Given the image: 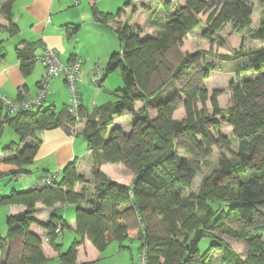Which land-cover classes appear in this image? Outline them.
<instances>
[{
    "label": "trees",
    "instance_id": "obj_1",
    "mask_svg": "<svg viewBox=\"0 0 264 264\" xmlns=\"http://www.w3.org/2000/svg\"><path fill=\"white\" fill-rule=\"evenodd\" d=\"M134 1L128 0L126 5L136 12L138 7ZM203 1L177 0V14L165 23V32L157 37L141 38L140 33H135L134 27L129 25L125 29L119 28L124 41L121 51L124 56L121 58L120 52L115 53L109 62V70L121 68L125 84L116 94L117 99L113 104L101 106L93 114H84L81 110L79 120L68 110L59 113L50 107L31 112L22 108L10 114L2 105L4 116L0 115V138L4 133V124L8 122L21 139H26L29 132L37 128L75 125L84 116L87 118L85 137L88 148L102 151L95 170L96 194L101 203L91 211L81 205L77 208L76 231L81 239L88 236L101 251L107 248L112 237L119 241L129 237L127 225L120 223L123 213L117 208L119 205L132 203L131 208L138 213L144 227L140 238L142 246H148L150 264H216L217 258L214 256L217 248L221 249L219 252H222L223 263L264 264V219H261L264 207V104H260L258 100L260 96L264 101V49L257 50L253 58L252 67L257 76L231 86L232 105L226 109L218 101L222 91L215 90L210 94L205 86L184 90L186 115L182 119L174 118L177 106L167 98L158 102L156 100L155 106L159 109L160 118L158 124L149 117L146 109H142V116L135 124L137 131L130 136L133 146L127 154L136 168L131 183L113 180L99 168L103 162L129 160L125 156L120 158L123 152L120 140L122 130H108L113 124L112 115L120 116L123 110L135 113L136 101H143L146 107L153 102L150 97L160 91L166 81L150 91L152 74L157 71L160 63L164 64L162 58L169 48L178 45L189 32L201 27L198 12L204 7ZM252 12L250 0H225L219 13L211 15L210 29L220 30L224 23L231 21L236 28L243 30L251 23ZM121 13L122 9L118 15ZM253 36L264 40V20L253 32ZM233 56L224 54L222 58L231 59ZM236 56L237 53L234 57ZM195 58L196 54H189L177 67L176 74L186 73L187 67ZM216 68L215 63H207L202 77L208 78L209 71ZM23 69L25 72L29 70L26 64ZM208 99L213 106L212 115L205 105ZM198 101L203 105L201 108ZM103 108H113L112 115L103 117L99 122L96 118ZM221 121L235 127L237 151L232 158L220 159L217 170L209 177L210 182L198 193L186 194L195 181L197 169L194 162L199 163V160L189 162L178 157L174 149L175 139L179 134L188 135L199 151L209 156L217 140L230 146L229 139L221 131ZM38 143L36 140L23 148L15 142H9L2 149L5 153L0 158V164H8L10 169L7 172L10 174L28 172L29 169L24 165L32 162ZM74 166L75 161L66 165L63 177L52 186L0 194V204L23 203L28 207L27 210L8 217L7 237L0 230V256L9 237L22 242L31 251L23 254L19 262L4 264H40L44 260L41 239L30 231L36 204L38 201H43L48 206L57 202L77 204L82 196L75 190V186L85 179L74 171ZM204 178L206 182L208 177ZM155 216L161 217L167 228L166 234L150 232L147 221ZM56 218L52 217L47 225L52 241L59 235ZM225 218L229 223L241 220L243 227L236 229L229 223L226 225ZM64 226L67 225L62 223L61 232ZM216 228L248 241L251 249L247 260L242 259L226 240L212 235L211 231ZM180 236H184L183 242L179 241ZM81 239L73 242L67 252V255H72L69 258L75 257V246ZM161 256L164 257V262L160 260ZM69 258L63 255L65 262L74 263Z\"/></svg>",
    "mask_w": 264,
    "mask_h": 264
},
{
    "label": "crops",
    "instance_id": "obj_2",
    "mask_svg": "<svg viewBox=\"0 0 264 264\" xmlns=\"http://www.w3.org/2000/svg\"><path fill=\"white\" fill-rule=\"evenodd\" d=\"M100 1L102 0H82L81 3L76 5L74 0H0L1 116H4L1 109L3 95H6L14 102L31 100L36 97L39 91V83L46 74V68L37 57L46 48L55 49L64 62H70L75 58L83 60L79 85L81 86L82 111L84 114H93L101 106L110 105L108 102H102L99 105L98 96L94 97L90 102L86 100V89L92 90L91 79L95 67L93 63L98 60L106 63L107 68L104 69V74L99 84V86H102L103 81L109 76L110 72L118 69L109 70V62L115 53H121L124 48V41L120 36L119 27L125 23H132L133 19H137V14H139L140 19L139 12L141 10L137 8V11L133 12L132 7L126 5L128 0H106L104 5H100ZM173 1L176 2L178 9L177 0ZM121 9L122 13L118 15ZM132 27H134V24H132ZM80 29H83L88 34H79L78 31ZM206 35L204 34L203 36ZM217 36L220 37L222 35ZM216 38L215 36L213 37L214 40ZM218 39L220 43H225L223 38L220 37ZM119 43L121 45L120 50L118 49ZM261 49L264 48L258 50ZM208 56L212 57L213 55L209 54ZM205 60L208 63L209 58L205 57ZM221 60L223 61V59ZM24 64L29 69L27 72L23 69ZM252 64L253 59L248 68L241 69V73L252 71L253 74L257 75L255 70H253ZM103 67L105 68V64H103ZM122 78L124 81V75ZM113 94L116 95V93ZM45 102L48 104L46 108H54L59 113L68 110V106L71 103V93L63 78H56L50 83L44 104ZM42 108L44 107L42 106ZM28 109L31 112H37L40 108L32 106ZM87 123L88 120L84 116L82 121L75 125L46 129L37 128L30 131L26 139H21L19 133L13 130L9 122L5 123L3 136L5 135L6 137L0 143V147L6 146L9 142H15L24 148V146L33 141H39L32 162L24 165L25 168L29 169L28 172H22L21 175L32 172V169H30L32 166L37 174L36 178H21L20 184L13 183L12 186L5 188L0 194L7 195L13 191L31 189L33 184H36L37 179L44 174L57 173V181H59L64 175V167L69 163L75 161L78 167H82L85 162L87 163L91 154V149L88 148L85 137ZM8 126L12 130L7 128ZM4 152L5 150L0 151V158L4 155ZM86 163L85 165H87ZM111 166L112 169L115 167L113 163L109 162L104 164L102 168L109 177L119 181L118 178L109 174ZM6 171L8 170L6 169ZM7 174L10 173L6 172L2 174V177ZM25 180L31 183L32 186L25 187L27 185ZM119 182L123 183L124 181ZM80 205L83 207L80 203L57 202L52 206H48L43 201L37 202L36 211L33 214L34 222L30 226V231L41 239L44 260L40 264H59L61 260L64 261L63 255L67 258L72 256L71 254L67 255V252L75 240L81 239V236L76 231L77 208ZM0 206H3L0 207V210H2L3 215L7 219L28 208L23 203H2ZM121 212L123 213V218L120 223L129 224L130 229L136 227L132 236L140 238L142 231L139 228L141 222L138 213L132 208H129L126 212ZM129 212H131V217L126 216ZM54 216L57 217L55 221H58L59 227L62 226V223L67 226H64L62 232L52 241L49 237L50 231L47 225ZM125 240L126 238L122 241ZM112 241H118L121 244V241L112 237L108 245ZM141 247L142 243L139 250H141ZM75 250V257L69 258L73 260L72 262L74 263L72 264H93L100 260L106 249L101 251L88 236H85L75 246ZM29 253L31 251L25 248L22 242L20 243L14 237H9L1 252L0 264L19 262L23 254Z\"/></svg>",
    "mask_w": 264,
    "mask_h": 264
},
{
    "label": "rangeland",
    "instance_id": "obj_3",
    "mask_svg": "<svg viewBox=\"0 0 264 264\" xmlns=\"http://www.w3.org/2000/svg\"><path fill=\"white\" fill-rule=\"evenodd\" d=\"M203 2L204 7L198 12V19H200L201 28L195 30L194 32L184 37L182 39V42L178 43V45H173V47L170 48L166 55L162 58L164 64L160 63L158 65L157 71H154V73L152 74L150 91H153V89L156 88L158 85H161L163 81H166V83L163 84L164 87L150 97L151 101L153 102H151V104L146 107V104L143 101H136L135 113L123 110L120 116L118 114L112 115L113 108H103L99 117L96 118V120L101 122L103 117L112 115L113 124L109 126L108 130L112 131L116 128H120L122 130L123 136H120V140L123 144V152H121L120 154L121 159L124 156L126 157V159H129L127 154L133 146L132 139L130 138V136L137 131L135 124L142 116V109H146L149 117L154 120L156 124H158L160 123V118L158 114L159 109L157 106H155V104L158 101L167 98V100L170 99V101L172 103H175V105L177 106L176 110L174 111V118L182 119L186 115L184 90H189L193 87L195 88L196 86H205L210 92V94L215 90L222 91V93L218 96V101L220 103V106L226 109L232 105L231 86L240 81L254 78L255 76H257L253 74L252 71L243 74L241 73V69L245 67L248 68L252 59L255 58V52L260 48H264V40L253 36V32L262 25V22L264 20V0L250 1V3H252L253 5L251 23L243 30H239L238 28H236L233 22L230 21L224 23L222 29L217 31H212L210 29L212 25L211 15L213 13H219V10L220 8H222V5L225 0H204ZM105 3L106 0L100 1V5H104ZM134 3H136L138 9L140 8L141 10L139 12L140 19L139 14H137L136 20L133 19L132 23H125L122 24L120 27L122 29H125L126 25L132 27V24H134V31L135 33L139 32L141 38H146L148 36H160L166 30L164 28L165 23H167L170 18L174 17L178 11L176 7V2L173 0H135ZM206 30L208 33L207 35ZM220 32L221 34H219ZM78 33L81 35L88 34L84 32L83 29H80ZM204 34L206 36H203ZM217 35H222L220 37L223 38V42H225L224 44L219 42L218 38L220 37H218ZM214 36L217 37L215 40L213 39ZM210 37H212V39H210ZM120 47L121 45L119 43V50ZM226 53L232 56H235V54L237 53L238 56H233L231 59H223L222 55H226ZM189 54H196V58L193 60L194 62L192 61L190 66L187 67L188 69L186 73L176 74L177 67H179L183 63V61ZM205 54H211L213 56L209 57ZM123 56L124 53L121 52L120 57L123 58ZM205 57L209 58L208 63H216L217 65L216 69H211L209 71L210 74L208 78L202 77V71L203 69H205V66L207 64ZM221 59H223V61ZM96 64L102 65V77V75L104 74V69L107 68L106 63L104 61L98 60L93 63V66H95ZM103 64H105V68L103 67ZM122 76V69L118 68L117 70L110 72L109 76L103 81L102 86H99L97 84L95 85L92 83V90L86 89V100L90 102L93 100L94 97L98 96L99 105H101L102 102H108L109 104H113L117 99L116 95L113 93L117 94L120 88L124 87V81ZM79 87L81 88L80 85ZM258 100L260 104H264V101L260 96L258 97ZM47 105L48 104L45 102L43 107L46 108ZM205 105L209 114L212 115L213 106L211 100L208 99ZM198 106L199 108H201L203 105L201 104V102H199ZM7 128H9V126ZM12 128L14 130V127ZM12 128L9 129L12 130ZM221 131L229 139L230 146L227 147L220 140H217V142L213 146V152L209 156H205L202 151L200 152L197 146L192 143L188 135L179 134L175 139L174 149L176 150V153H178V157H183L189 162H194V159L199 160V163L194 162V166L197 169L194 179L195 181L192 188L186 191V194L198 193L203 186H206L207 182H210L209 177L213 174L215 170H217L220 159L222 157L232 158L234 152L237 151L238 138L235 127L232 124L227 123L226 121H221ZM5 137L6 136L4 135L3 138L0 139V143L3 142V139ZM2 149L3 147H0V151ZM101 152L102 151L91 149L89 159V161H91H87V163L85 162L87 164L85 165L84 163L85 166L83 165L82 167H78L76 164V166L73 167L74 171L85 179L83 181L78 182L75 186V190L82 196V198L80 197L81 199H79L80 201L78 203L82 204L83 207L90 211L97 208L101 203L100 199L97 198L95 184V170L98 168L97 163L99 159H101ZM106 163L109 162H103L99 166L100 170L105 173L106 171L102 168V166ZM111 163H113L115 167L112 169L111 166L112 170H109L110 175L115 176L119 179V181H124L127 183L132 182L135 177L136 168L134 167V165L131 164L130 159L126 162L113 161ZM9 167L10 166L8 164H0V176L2 173L5 174L7 172L6 169H10ZM30 169H32V172L27 174H7L1 177L0 193L3 192L5 188L12 186L13 183L20 184L21 178H36L37 172L35 168H33L32 166ZM52 174L56 175L57 173L44 174L37 179L36 183L39 179L46 176H51ZM204 177H208V180L206 182ZM25 181L27 182V185L25 187L32 186L31 183H28L27 180ZM56 182L57 175L55 176V179L52 184H48L42 187L52 186ZM88 201H92V203H89ZM131 206L132 203L122 204L119 205L117 209L120 212H126L129 208H131ZM262 211L263 215L261 219L263 220L264 207ZM126 216L131 217V212H129ZM224 222L226 225L229 223L227 218H225ZM147 225L150 232L152 233H167V228L162 223L160 216L150 218L147 221ZM229 225L233 226L236 229H241L243 227V222L241 220H237L235 222L229 223ZM127 227L129 230L128 233H130L131 235L126 238L125 241H121V244L118 241H112L102 254L100 260L93 264H139L141 258V250H139V247L142 243V239L132 236V233L135 232L136 227H132L130 229L129 224H127ZM142 227L143 225L142 223H140V231H142ZM0 230L3 236H8L9 227L7 224V217L3 215L2 210H0ZM211 233L214 237H216L217 235L220 237L221 240L222 238L226 240V242H228L232 249L237 254H239L242 259L247 260L251 248L245 238L234 236L233 234L221 231L217 228L216 230L211 231ZM178 239L180 242H183L184 236H180ZM216 251L217 252L214 256L215 258H217L216 264H226V262L223 263L221 260L222 252H219L221 251V249L217 248ZM160 260L164 262V257L161 256Z\"/></svg>",
    "mask_w": 264,
    "mask_h": 264
},
{
    "label": "built area",
    "instance_id": "obj_4",
    "mask_svg": "<svg viewBox=\"0 0 264 264\" xmlns=\"http://www.w3.org/2000/svg\"><path fill=\"white\" fill-rule=\"evenodd\" d=\"M81 0H74V3L78 5ZM37 59L46 68V74L39 83V91L35 98L26 101L14 102L10 100L6 95L2 96V105L4 109L10 114H14L16 111L24 108L28 109L32 106L41 108L44 104L46 96L49 92L50 83L56 78H63L69 87L71 93V103L68 107V111L74 115L78 120L80 112L82 110V98L81 90L79 87V81L81 79V69L83 60L81 58H75L70 62H64L58 52L53 48H46L44 52L37 57ZM101 64H96L92 75V83L100 84L101 81ZM55 174L46 176L38 180L33 187H42L48 184H52L55 179ZM58 233H61L60 227L57 229ZM139 264H150L148 246L145 244L141 247ZM59 264H69L65 261H60Z\"/></svg>",
    "mask_w": 264,
    "mask_h": 264
},
{
    "label": "clouds",
    "instance_id": "obj_5",
    "mask_svg": "<svg viewBox=\"0 0 264 264\" xmlns=\"http://www.w3.org/2000/svg\"><path fill=\"white\" fill-rule=\"evenodd\" d=\"M42 108V107H41Z\"/></svg>",
    "mask_w": 264,
    "mask_h": 264
}]
</instances>
